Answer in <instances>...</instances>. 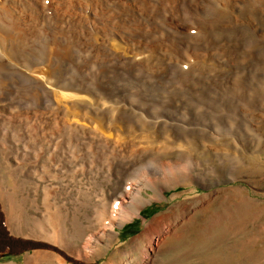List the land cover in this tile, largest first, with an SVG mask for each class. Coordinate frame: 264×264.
<instances>
[{"label":"bare ground","instance_id":"obj_1","mask_svg":"<svg viewBox=\"0 0 264 264\" xmlns=\"http://www.w3.org/2000/svg\"><path fill=\"white\" fill-rule=\"evenodd\" d=\"M259 19L264 20V0H0V245L31 244L52 252H36L27 264H38L56 253L71 260L99 257L100 242L112 243L118 235L116 227L140 215L146 189L174 185L178 177L193 172L182 166L183 155L177 149L178 139L188 131L174 125L182 119L169 112L183 110L181 105L206 106L208 99L213 105L227 102L233 71L244 59L241 46L250 47L246 57L252 62L259 49L264 51ZM188 61L189 71L183 66ZM177 84L184 90L176 89ZM138 92L146 97L142 105L138 102L140 106L130 100ZM161 133L166 138L158 141ZM87 145L92 154H86ZM175 153L178 160H161L144 172L138 169L147 156ZM10 173L14 182L9 183L19 191L58 182L61 192L65 180L80 177L116 181L123 190L103 191L94 204L74 202L83 209L94 205L99 226L78 245L75 232L62 231L63 206L55 201L60 192L46 189L44 218L33 221V228L52 239L41 243L19 238L13 231L18 225L22 233L23 222L13 211L22 206L8 205L4 199L2 185ZM160 197L155 194L151 199ZM4 215L10 229L2 226ZM178 218L177 212L168 213L147 223L141 236L147 244L145 261L159 250ZM48 225L52 232L47 233ZM70 248L77 253H70Z\"/></svg>","mask_w":264,"mask_h":264},{"label":"rangeland","instance_id":"obj_2","mask_svg":"<svg viewBox=\"0 0 264 264\" xmlns=\"http://www.w3.org/2000/svg\"><path fill=\"white\" fill-rule=\"evenodd\" d=\"M256 21L264 34V20L259 19ZM193 34L195 33L193 32ZM246 46H241V52L243 53H241V58L244 59L240 60L242 66L240 65L237 68L239 70L233 71L234 75L231 79L233 91L230 97L227 98V102L221 101L223 103L221 106L220 103L213 105L208 99L209 102L206 106L189 109L181 105L178 107L183 110L178 112L168 111L182 119L177 123L173 122L174 125L180 126L181 124L180 127L188 131V134L184 131L185 136L178 139V144L182 146L177 145V149L183 155L182 166L186 165L187 167H183L189 168L193 172L185 175V177H178L175 186L173 183H162L156 191L146 189L143 195L147 198V201L142 204L140 215L135 220L116 227L118 235L113 240L115 243L106 240L100 242L101 244L97 248L100 253L99 257L93 256L85 260H71L70 257H64L62 254L56 253L54 257L45 258L38 264H61L56 256L65 261V264H264V51L259 49L256 60L252 62L253 60L251 61L246 57L250 55L252 50L249 46ZM191 61L194 64V59ZM191 61L186 62L188 67L186 63L183 64L187 71L191 69L189 65ZM183 66L180 67L182 70L185 69ZM223 70H228V66H224ZM174 77L176 80L180 79L177 78V75ZM204 82L207 83V80L204 79ZM175 88L183 91L185 87L177 84ZM132 89L131 91L137 90V88ZM193 89H198V87ZM213 96L215 95L209 94L210 98H213ZM144 97L138 92V97L136 94L130 100L133 102L132 104L140 106L146 100V97ZM236 97L241 99H235ZM145 111L142 110L140 114L147 121V116H145L147 112ZM180 113L181 115H178ZM115 117L112 116V122L116 121ZM163 121H165L164 118L160 119L158 123ZM186 122L189 126L186 125ZM186 134L189 139L186 138ZM160 135L158 141L166 138L162 133ZM199 135L203 138H199ZM92 149L87 145L85 150L88 152H84H87L88 155L92 154L94 152ZM75 152L80 153L77 150ZM84 152L81 153L84 154ZM176 153L178 154L177 150ZM176 153L165 154V156L158 154L155 155L156 157L154 155L147 156L146 159L142 160L143 164H139L138 169L144 172L148 167L154 168L161 160L164 163L170 160H178L177 157L179 156ZM72 168L75 172L78 171L75 166H72ZM70 174L72 173L70 172ZM96 178L98 180L88 181L81 177L76 178L77 180H65L62 184L65 188L61 192L59 189L61 183L58 182L53 185H50V183L43 184L39 190L36 187H27L26 191H19L14 188V183L12 185L9 183L14 182V176L11 173L7 174V183L2 185L3 191L5 190L3 192L4 199L9 202L8 205L18 204L22 206L18 209L20 213H17L16 208H13L17 217L22 216L23 222L22 233L18 229V225H14V233L19 238L29 237L28 240L41 243L49 242L52 239L48 237L50 234L44 235L35 232V228H33V221L36 222L37 219L41 221L44 218V197L46 189H49V191L60 192L59 199L55 201H60L59 203L63 206L61 209L62 220L64 219L61 223L63 233L64 230L70 232L71 229L70 234L73 235V232H75L77 244L83 245L89 237L99 231V226L95 225L94 205L91 204L92 206L83 209V207L77 208L74 202L91 200L90 203L94 204L96 198L98 200L96 195L100 196L103 191L123 190L116 181V183L109 184L105 178H100L102 182L99 177ZM92 183L96 184L92 185ZM84 190L87 191L86 194L89 193V198ZM92 190H95V195L92 194ZM81 194L83 197L80 196ZM155 194H159L161 197L151 199V196ZM2 212V214L5 213V208ZM175 212L179 216L178 225L158 247L159 250L153 253L152 258L145 261L143 251L147 244L141 239V236L147 223L157 216L168 213L174 215ZM4 216L2 226L5 229H10L8 216ZM73 222L75 223L73 224ZM168 228V225H165L166 231ZM46 229L47 233L53 230L49 225L46 226ZM11 246H1L0 264H27L30 255L36 252H47L46 248H35L31 244L18 248ZM48 251L47 254L51 253L52 255V252ZM68 251L74 254L77 253L72 249ZM141 261H144V263Z\"/></svg>","mask_w":264,"mask_h":264},{"label":"crops","instance_id":"obj_3","mask_svg":"<svg viewBox=\"0 0 264 264\" xmlns=\"http://www.w3.org/2000/svg\"><path fill=\"white\" fill-rule=\"evenodd\" d=\"M1 210H3V208H2ZM10 237H11V234H10L9 238H10ZM1 246H2V245H0V250L2 249ZM6 246H7V245H6ZM9 246H11V245H9ZM11 247H12V246H11Z\"/></svg>","mask_w":264,"mask_h":264},{"label":"trees","instance_id":"obj_4","mask_svg":"<svg viewBox=\"0 0 264 264\" xmlns=\"http://www.w3.org/2000/svg\"><path fill=\"white\" fill-rule=\"evenodd\" d=\"M127 227V226H126ZM126 227H124V228H126Z\"/></svg>","mask_w":264,"mask_h":264}]
</instances>
